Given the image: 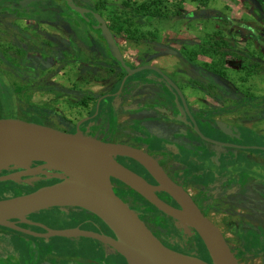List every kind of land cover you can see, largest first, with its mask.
Masks as SVG:
<instances>
[{"label":"flooded vegetation","instance_id":"1","mask_svg":"<svg viewBox=\"0 0 264 264\" xmlns=\"http://www.w3.org/2000/svg\"><path fill=\"white\" fill-rule=\"evenodd\" d=\"M72 1L73 4L89 12L80 15L65 0H2L0 4V78L1 83L4 81L7 85L10 84L11 88L8 90L18 87V91L32 94L35 91V78L36 83L46 78L53 80L59 71H53L54 69L46 66L44 62L29 61V54L33 53L42 60L50 59L52 62L63 65L78 64L79 71L73 77H69L72 81L71 85L68 87L54 85L45 90L74 98L76 103L74 109L81 113L80 116L76 121H72L67 116L40 108H37L40 111L36 112L11 108L14 112L8 115L27 116L34 120L37 117L38 123L69 133H75L76 124L82 121L79 129L86 136L113 143H124L144 150L158 161L174 183L191 196L202 214L219 228L231 250L236 251L234 253L241 264H252L251 262L256 259L258 264H264V132L259 126L254 128L249 125L253 120L230 122L218 119V116L225 115L231 108H242L248 105L257 107V102L263 97L248 93L247 88L240 90L236 87L232 92L213 83L212 89L218 90L220 94L214 91L207 92L205 87L195 89L210 97L213 106L203 110L194 109L183 86L157 67L182 93L189 114L204 136V138L201 137L195 131L188 113L184 110L177 91L155 71L151 70L159 78L161 77L163 83L155 77L152 80L145 78L126 85L129 78L127 76L121 90L119 89L126 72L111 56L106 41L96 33V21L93 14L102 16L113 34L107 20L89 1L83 0L80 3H77V0ZM66 8L76 13L75 18L67 17L66 14L64 20L58 18V9L66 13ZM44 12L48 14H43ZM25 15H29L30 18L24 17ZM21 21L47 22L55 28L58 27L59 21L65 22L69 28L66 32L67 41L65 43V40H60L52 34L42 35L43 38L48 37V39L40 40L41 35L36 27L35 37H29L27 30H23L19 24ZM81 28L83 30L79 32ZM113 37L123 60L131 69L151 65L147 62L132 64L126 59L114 34ZM23 38L29 39L35 48L27 47ZM54 41L64 46L67 52L62 55L61 46L54 45ZM41 70L44 73L40 74ZM241 75L243 76V73ZM25 80L32 83L28 86L23 85ZM104 82L107 85L106 89L95 91V87ZM149 86L156 90L154 92L147 90ZM0 89L3 94L5 90L1 85ZM169 89L174 92L175 97L168 98ZM142 91L149 95L136 100L137 93ZM148 96H157L163 101L166 104L164 112L160 107L152 109L149 108L150 106L146 107L144 100ZM223 96L227 103L215 105L216 101L218 103L223 101ZM173 103L177 106L176 110L172 107ZM158 112L164 114L165 122L177 125V134L170 143H165L163 148L155 154L145 148L142 141L145 137L143 133L137 131L135 126L144 130L147 128V121L155 120L158 124L163 122L159 120L161 117ZM258 114L261 117L264 116L262 110ZM116 159L151 185H157L149 173L134 160L124 157H116ZM40 164V162L30 163L28 167ZM247 164L251 167L256 166L253 169L256 176L242 174V167ZM20 170L22 169L9 166L1 169L0 175ZM45 172V174L22 177L16 182L26 183L32 187L55 178L53 176L56 174L55 171L45 170ZM209 177H212L210 181H208ZM114 182L146 226L164 246L178 253L210 262L193 231L161 213L122 182L117 179H114ZM159 195L170 206L179 208L168 194L160 191ZM58 209L64 213V216H61L54 226L34 215L29 217L33 224H18L24 229L33 231L35 235L0 226L2 238L0 239V264H130L112 247L92 238L48 236L42 226L54 230L79 227L115 238V234L106 224L92 213L76 207ZM217 217L221 223L217 222ZM8 234L13 237L18 235L32 237L35 248L33 247L32 252L27 254L21 243L8 244L5 241L7 238L5 235ZM15 240L18 241L17 238ZM246 243H251V247L245 248ZM254 252L257 253L256 256L253 255Z\"/></svg>","mask_w":264,"mask_h":264},{"label":"water","instance_id":"2","mask_svg":"<svg viewBox=\"0 0 264 264\" xmlns=\"http://www.w3.org/2000/svg\"><path fill=\"white\" fill-rule=\"evenodd\" d=\"M65 1L80 15L89 12L73 4L72 0ZM93 16L96 33L106 41L111 56L126 72L119 89L127 76L146 69L155 71L177 91L195 131L204 138L177 86L155 66L143 65L131 69L123 60L103 17L97 13ZM81 122L76 124L75 133H69L20 115L0 116V170L9 166L22 169L0 175V181H19L22 177L45 174V170L55 171L53 176L58 179L31 192L0 199L1 227L35 235L18 224H33L29 217L45 210L76 207L101 219L115 238L79 227L54 230L42 226L48 236L92 238L112 247L130 264H241L219 228L202 214L191 196L170 179L155 158L128 144L86 136L79 129ZM116 157L137 162L157 185L148 183ZM35 162L41 164L28 167ZM114 179L128 186L164 215L193 231L201 240L210 262L164 246L123 196ZM160 191L168 194L179 208L165 202L159 195Z\"/></svg>","mask_w":264,"mask_h":264},{"label":"rangeland","instance_id":"3","mask_svg":"<svg viewBox=\"0 0 264 264\" xmlns=\"http://www.w3.org/2000/svg\"><path fill=\"white\" fill-rule=\"evenodd\" d=\"M81 1L83 2V0H77L76 2L80 3ZM86 1L96 5L102 3L105 7L111 10L114 6L122 7V3L126 0ZM129 1L131 4H138L145 0ZM165 1L166 6L162 12L165 13L164 15H166L167 18H163L158 23L154 22V25L146 24L142 27H139V30L142 33H154L156 38L155 42L151 40H129L127 36L115 35L116 41L121 46L126 59H128V61L134 65L147 62L148 64L162 69L167 75L183 86L185 89V94L194 109L203 110L204 108H209L213 106V101L210 99V97H207L205 94L195 90L197 87L194 88L191 83L203 85V87L207 89V92L212 93L214 91L218 94H220V92L216 89H212L213 86L210 87V83H215L218 87L232 92H234L236 87L240 88V90L247 88L248 93L263 97L261 101L257 102L258 106L251 107V105H248L242 108L230 107L231 109H228L225 115H221V117L218 116V119H224L225 121L230 122H240L241 120L245 119L253 120L249 123V125H252L254 128L259 126L264 132V116L261 117L258 114L261 110L264 112V73H260L255 76H246V82L242 83L240 80H242L243 77L240 71L235 70L238 68V64L235 60H233V57H228L229 59H227L225 63H222V60H220L218 57L210 58L209 56H206L199 47L200 39L203 37L204 33L218 31L226 34L227 37L236 36L235 40L240 46H242L241 48L244 50V52H251L255 57H259L264 61V45L255 44V40H252L248 36L249 32L242 28V25H245L252 29L254 33L261 36L260 40L263 42L262 44H264V19L261 18L258 8L259 5L257 2L255 0ZM1 2L2 0H0V4ZM66 10L67 17L69 16L75 18L76 13H73L68 8H66ZM102 15L105 17L108 24H110L106 17L107 14L104 11H102ZM19 24L22 26L23 30H27L29 37H35L36 27L39 29V35H41L39 36L40 40L45 38L48 39V37L43 38L42 35L46 36L48 34H52L56 37H59L60 40H65V43L67 41L66 32H68L69 28L65 22L59 21L57 23L59 24L57 28L51 26L47 22L42 21H21ZM82 30V28L79 29V32ZM23 42L27 47L35 48V45H33L29 39L27 40L23 38ZM53 44L57 47L61 46L55 41ZM60 49L62 51V55L67 52L64 46H61ZM191 52L193 54H191ZM28 57L30 59L29 61L33 60L37 63L44 62L46 66L48 65L49 68L54 69L53 71L56 70L59 71V73L55 78H53V80H48L46 78L47 80H40V83H36L37 79L35 78V91L32 94H29L28 92L22 93L18 91V87L10 91L8 90L11 88L10 84L7 85L4 81L1 83L0 78V85L6 92V94L5 92L1 94L0 89V115H8L13 113L14 111L13 109L11 110V108L14 107V103L11 101V97L13 98V96H19L20 100H23L24 104H21H23L24 108H26L25 106L28 105V107H37L44 109L45 111L51 110V112H57L62 116H67L72 121H76L81 113L74 109L76 104L74 98L71 99L69 96L60 95L57 92L50 93L45 89L54 85H64L68 87L71 85L70 82H72L69 77H73L74 74L79 71L80 66L78 64L63 65L55 61L52 62L50 59L42 60L39 56H35L33 53L29 54ZM187 58H191L193 63L192 65L188 62ZM60 65H62V67ZM212 68L224 69L227 75H229V78L220 77L216 73L214 74L211 71ZM42 73H44L43 70H41L40 74ZM45 77L46 76H44V78ZM155 77L158 78L160 82H162L160 79L161 77L159 78L156 73L152 72L151 70H142L130 75L126 85L145 78L152 80ZM23 82H25L23 85L26 86L32 83L28 80ZM104 84L100 83V85L95 87V91L106 89V82H104ZM147 90L154 92L156 89L149 86ZM167 93L168 98L175 97V94L171 89H169ZM2 95H4V97H2ZM144 95L147 96L149 93H146L145 91L137 93L136 100H140ZM222 99L223 101H220V103L216 101L215 105L220 106L227 103V100L224 98V96ZM144 101H146V107L150 106V109L160 107L162 112H164L163 110L166 109V104L158 99L157 96H148V98ZM172 107L175 110L177 109L175 103L172 104ZM227 108H229V106ZM158 115L161 117L159 120L163 122L158 124V121L155 120L147 121V128L144 129L145 131L135 126L137 131L143 133V136L145 137L142 140L144 142L145 148L148 151H151V153L155 154H157L159 150L163 148L165 143H170L171 139L177 134V125H173V123L170 122H165V116L163 113L158 112ZM165 126L167 127L166 129ZM100 140L106 141L105 139ZM176 147L179 148L178 145H176ZM215 149H217V147H215ZM191 165L193 167V163ZM255 167V165H252L251 167L250 164H247L242 167L241 172L244 175L256 176V173L253 172ZM210 179H212V177H209L208 181H210ZM4 195L5 194H3L0 199H3ZM7 197H9V195H7L5 198ZM61 216H64V213L59 211L58 208H52L34 215V217L45 220V222H48L53 226L55 222L59 221ZM217 222L221 223V220L218 218ZM5 236L7 237L5 241H7L8 244L21 243L20 245L27 254L32 252L33 247L35 248V242H33L32 237L25 235L13 237L9 234ZM16 238L18 241L15 240ZM0 239L2 238L0 237ZM89 253L90 252L88 251V255ZM251 263L258 264V259L253 260Z\"/></svg>","mask_w":264,"mask_h":264},{"label":"trees","instance_id":"4","mask_svg":"<svg viewBox=\"0 0 264 264\" xmlns=\"http://www.w3.org/2000/svg\"><path fill=\"white\" fill-rule=\"evenodd\" d=\"M257 4L259 5V11L261 18L264 19V0H255ZM165 0H145L141 3L134 4L130 3L129 0H126L122 3V7L114 6L113 9H108L105 7L102 3L101 4H92L93 7L98 10L101 14L102 11H104L107 14V19L109 20L110 29L112 30L114 35H124L127 36L129 40H151L155 42L156 38L154 36V33H142L139 30V27H142L143 25H154L155 23H158L163 18H167L165 13L162 12L166 6ZM2 3V2H1ZM49 7L48 5H46ZM55 7H58L57 5H53ZM23 9V7L21 6ZM52 12V11H51ZM25 13V11L23 12ZM43 14H48L44 12ZM59 16L58 18L63 19L65 18V12H62L60 9H58ZM24 17L30 18L29 15H25ZM242 28L247 30L249 32L248 36L255 40V44L257 45H264L263 42L260 40L261 36L254 33L252 29L249 27L242 25ZM236 36H230L227 37L226 34H223L222 32H207L204 33L203 37L200 39L199 47L202 49L201 51L204 52L206 56H209L210 58L218 57L220 60H222V63H225L228 57H233V60L236 61L238 64V68L235 69L236 71H240L241 74L243 73V78L240 80L242 83L246 82L245 77L246 76H255L260 73H264V61L259 58L255 57L251 52H244V50L241 48L242 46L239 45V43L235 40ZM191 54H193L191 52ZM188 62L192 65L191 58H187ZM215 66V65H213ZM211 71L215 74H218L220 77L229 78V75H227L226 71L221 68H212ZM238 82V81H237ZM191 85L197 88H204L203 85H199L196 83H191ZM210 87L213 86V83H210ZM214 87V86H213ZM4 97V95H2ZM11 101L14 103V107L12 108H18V110H30L32 112L40 111L37 109V107H28L23 106V100H20L19 96H13L11 97ZM14 99V101H13ZM23 103V104H21ZM26 115V114H25ZM26 118H29L25 116ZM31 119V118H29ZM38 118L35 117L34 119H31L33 121L38 122ZM58 179L54 178L46 183H39L34 186H29L26 183H18L16 181H4L0 182V198L3 194L4 198L9 196H15L20 194H25L28 192H31L42 185L45 184H52L57 182ZM8 193V194H7ZM198 242L203 246L201 240L199 237H196ZM245 248H250L251 243H246L244 245ZM253 247L255 248V245L253 244ZM204 248V246H203ZM246 250V249H245ZM255 250V249H254ZM244 253V252H242ZM254 256L257 255V253H253Z\"/></svg>","mask_w":264,"mask_h":264}]
</instances>
